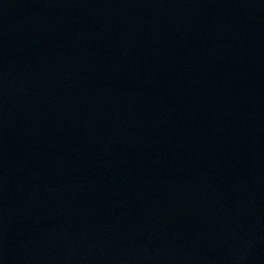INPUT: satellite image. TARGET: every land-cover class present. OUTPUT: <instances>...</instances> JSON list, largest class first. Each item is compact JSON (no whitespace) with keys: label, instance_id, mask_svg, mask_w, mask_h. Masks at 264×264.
<instances>
[{"label":"water","instance_id":"obj_1","mask_svg":"<svg viewBox=\"0 0 264 264\" xmlns=\"http://www.w3.org/2000/svg\"><path fill=\"white\" fill-rule=\"evenodd\" d=\"M0 264H264V0H0Z\"/></svg>","mask_w":264,"mask_h":264}]
</instances>
